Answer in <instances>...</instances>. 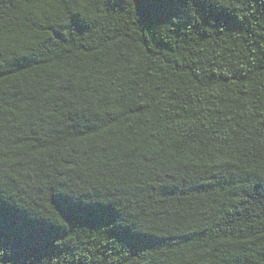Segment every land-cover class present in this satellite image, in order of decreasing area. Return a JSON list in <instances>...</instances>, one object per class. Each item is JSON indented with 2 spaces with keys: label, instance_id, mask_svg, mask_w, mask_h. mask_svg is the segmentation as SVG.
Listing matches in <instances>:
<instances>
[{
  "label": "trees",
  "instance_id": "trees-1",
  "mask_svg": "<svg viewBox=\"0 0 264 264\" xmlns=\"http://www.w3.org/2000/svg\"><path fill=\"white\" fill-rule=\"evenodd\" d=\"M134 3L0 0V264H264V0Z\"/></svg>",
  "mask_w": 264,
  "mask_h": 264
},
{
  "label": "snow or ice",
  "instance_id": "snow-or-ice-1",
  "mask_svg": "<svg viewBox=\"0 0 264 264\" xmlns=\"http://www.w3.org/2000/svg\"><path fill=\"white\" fill-rule=\"evenodd\" d=\"M216 3L217 0H135V3L131 7L138 13L140 23L151 30L164 23L166 19L175 14L177 9L187 11L194 8L206 22L209 19H216L214 16ZM84 210L108 217V222L114 228L119 229L123 227L122 224L117 222L116 216L111 213V210L103 204H96ZM0 217H2V211H0Z\"/></svg>",
  "mask_w": 264,
  "mask_h": 264
}]
</instances>
